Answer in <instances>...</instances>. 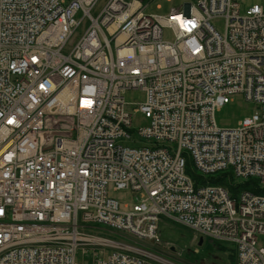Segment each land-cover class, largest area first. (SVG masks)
Returning a JSON list of instances; mask_svg holds the SVG:
<instances>
[{
    "label": "built area",
    "instance_id": "1",
    "mask_svg": "<svg viewBox=\"0 0 264 264\" xmlns=\"http://www.w3.org/2000/svg\"><path fill=\"white\" fill-rule=\"evenodd\" d=\"M194 1L107 0L94 17L99 0H0V264H177L155 251L163 219L264 264V195L186 172L188 154L203 174L264 181V4ZM128 90L144 92L137 129ZM235 94L256 110L220 128Z\"/></svg>",
    "mask_w": 264,
    "mask_h": 264
},
{
    "label": "rangeland",
    "instance_id": "2",
    "mask_svg": "<svg viewBox=\"0 0 264 264\" xmlns=\"http://www.w3.org/2000/svg\"><path fill=\"white\" fill-rule=\"evenodd\" d=\"M147 14H164L171 8L181 9L186 2H195L194 0H142ZM107 0H99L98 4L92 10V15L97 17ZM241 5V11L244 13L254 4H264V0H237ZM88 21L84 23L87 26ZM212 24L219 32L224 30V20L214 19ZM164 36L167 39L173 38L172 31L165 29ZM125 100L130 103L128 109L133 113V127L135 129L148 124V118L142 112H134L135 105L142 102L144 92L141 90H128L125 94ZM134 104V105H133ZM256 110V103L248 101L242 94L233 95V100L226 103L215 113L216 124L220 128H234L244 118L250 117ZM121 141V140H120ZM150 140L143 139L140 144L149 145ZM111 197L121 202V207L128 203L131 207L134 203V196L128 190L109 189ZM160 243L154 247L158 254L168 257L177 264H231L229 252L217 249L213 242L204 237L203 243L198 245L197 233L191 228L177 222L163 219L159 224ZM229 247L231 244H226ZM259 246L264 247V235H259ZM93 260V251L83 255L80 251L77 255L78 264H91Z\"/></svg>",
    "mask_w": 264,
    "mask_h": 264
},
{
    "label": "trees",
    "instance_id": "3",
    "mask_svg": "<svg viewBox=\"0 0 264 264\" xmlns=\"http://www.w3.org/2000/svg\"><path fill=\"white\" fill-rule=\"evenodd\" d=\"M187 156L186 161V172L191 177L192 181L196 188L205 186V185H223L233 197H237L240 192L244 190L251 191L255 194L264 195V181L257 177H249L246 179H240L236 177L231 168L216 172L214 174H203L200 172L195 164L193 159ZM214 246L225 252H229L231 258V264L237 263V251L234 246H228L224 243L214 242Z\"/></svg>",
    "mask_w": 264,
    "mask_h": 264
},
{
    "label": "water",
    "instance_id": "4",
    "mask_svg": "<svg viewBox=\"0 0 264 264\" xmlns=\"http://www.w3.org/2000/svg\"><path fill=\"white\" fill-rule=\"evenodd\" d=\"M203 240H204V238L201 236V237L199 238L198 245H201V244L203 243Z\"/></svg>",
    "mask_w": 264,
    "mask_h": 264
}]
</instances>
